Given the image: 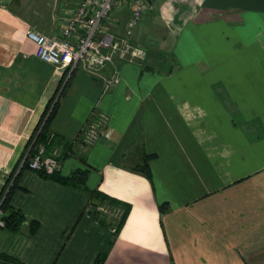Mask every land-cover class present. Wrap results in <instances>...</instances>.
<instances>
[{"label": "crops", "instance_id": "crops-1", "mask_svg": "<svg viewBox=\"0 0 264 264\" xmlns=\"http://www.w3.org/2000/svg\"><path fill=\"white\" fill-rule=\"evenodd\" d=\"M61 1L54 14L50 0H0L6 178L66 72L41 60L27 38L29 29L50 33L57 19L53 35L60 32L75 0ZM189 6L171 35L147 47L144 63L120 65L115 89L75 71L51 124L60 175L89 170V190L130 207L124 225L114 224L121 209L96 207L85 191L27 169L12 203L39 228H0V254L22 264H264V0ZM113 15L110 29L124 34L127 13ZM147 19L134 42L143 43L157 12ZM94 112L109 121L89 147L82 133ZM144 153L155 155L151 178L130 168Z\"/></svg>", "mask_w": 264, "mask_h": 264}, {"label": "built area", "instance_id": "built-area-1", "mask_svg": "<svg viewBox=\"0 0 264 264\" xmlns=\"http://www.w3.org/2000/svg\"><path fill=\"white\" fill-rule=\"evenodd\" d=\"M116 10H123L128 15L124 34L108 28ZM152 13L153 0H75L60 32L49 35L29 29L27 38L35 44L36 55L41 60L63 68L68 77L77 70L99 77L107 92L119 85L121 64H142L147 60L148 48L134 42L132 36L137 28L148 22ZM107 69L111 70L109 76L104 75ZM108 121L105 114H97L84 128L82 142L93 146ZM28 168L53 173L60 171L61 163L57 152L47 156L45 146L40 145ZM6 184V176L0 173V194ZM3 199L4 196L0 198V226H4L1 220ZM102 210L104 214L108 213V209Z\"/></svg>", "mask_w": 264, "mask_h": 264}, {"label": "trees", "instance_id": "trees-1", "mask_svg": "<svg viewBox=\"0 0 264 264\" xmlns=\"http://www.w3.org/2000/svg\"><path fill=\"white\" fill-rule=\"evenodd\" d=\"M148 59V58H147ZM71 73L70 77L68 76V72H65L63 77V81L57 90L55 96L50 100L48 103L45 112L43 113L39 124L37 125L36 129L34 130L31 138L29 139L26 148L19 160V163L15 170L7 177V184L4 187L3 191L0 194V198L4 196V199L1 204V208L3 210L4 215L2 216L1 220L4 222V226H0L11 233L18 234L21 232L23 225L29 221L30 223V235H34L39 228V222L36 220H29L25 213L15 207L12 203V196L17 189H21L19 186V178L23 171L29 169V163L32 157L38 150L40 145H44L46 148V155L49 156L52 154V148L54 146V133L51 128V124L53 118L58 110L60 105V100L62 96L66 93V90L70 84V80L73 76ZM99 114L98 112H94L93 117L91 120ZM91 120L89 122H91ZM88 122V123H89ZM87 123V124H88ZM87 126V125H86ZM155 158L154 154H143V158L141 162L136 164L130 165L131 170L140 172L147 177L151 178L152 172L150 167V161ZM38 174L45 178L56 181L64 186H68L73 189L85 191L88 195L89 201H91L96 207L99 205H107L112 206V208H119L121 209V215L119 216L118 220L115 221V225L117 229H120L129 214L130 207L127 205H122L115 199L108 198L103 196L102 194L98 193L97 191H91L87 188V178L89 174V170H82L78 169L75 170L69 176H62L60 173L53 172L47 173L46 171L42 170L38 172ZM170 210L169 204L164 203L160 206L161 213H167ZM96 216L98 217V212L96 211ZM102 225L105 227L107 226V221L104 219H100ZM0 261L3 262H13L14 264H22L16 260H13L10 256L0 254ZM103 261L102 258H99L95 264H101Z\"/></svg>", "mask_w": 264, "mask_h": 264}, {"label": "rangeland", "instance_id": "rangeland-1", "mask_svg": "<svg viewBox=\"0 0 264 264\" xmlns=\"http://www.w3.org/2000/svg\"><path fill=\"white\" fill-rule=\"evenodd\" d=\"M60 2L62 1L50 0L49 8L53 9L54 14L59 12L56 6H58ZM153 2H154L153 3L154 12H157V19L152 26H148L142 29V33H141L142 37H140V41L143 42L142 45H145L146 47H153L154 48L153 50H155L157 43L159 41L158 40L159 36L161 37L168 33L171 35L173 31H175L176 22H179L183 19L184 14L190 11V6H189V0H153ZM56 24L57 26L60 25L58 19L54 23L53 31L48 33L49 35H52L53 33L57 32L55 30ZM108 28L110 29V25ZM135 32H138V29H136L134 33ZM110 73L111 70L106 72L105 76L106 75L109 76ZM121 213L122 212L119 213V216L121 215Z\"/></svg>", "mask_w": 264, "mask_h": 264}]
</instances>
